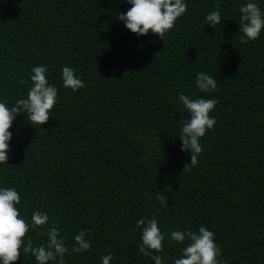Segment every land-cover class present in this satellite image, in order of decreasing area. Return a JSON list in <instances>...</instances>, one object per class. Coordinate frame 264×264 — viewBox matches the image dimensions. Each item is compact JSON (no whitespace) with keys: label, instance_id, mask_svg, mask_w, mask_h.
Wrapping results in <instances>:
<instances>
[{"label":"trees","instance_id":"16d2710c","mask_svg":"<svg viewBox=\"0 0 264 264\" xmlns=\"http://www.w3.org/2000/svg\"><path fill=\"white\" fill-rule=\"evenodd\" d=\"M244 2L187 0L162 41L150 30L136 36L116 19L130 7L125 0H0V100L26 96L37 64L48 66L58 90L39 127L16 116L0 164V186L20 193V214L29 221L33 211L48 214V224L25 234L33 246L55 223L68 247L65 264H100L108 253L110 264H154L137 248L136 221L155 215L165 239L152 251L164 264L188 243L168 233L200 225L215 233L219 261L264 264V29L240 42ZM256 3L264 11V0ZM216 7L222 24H205ZM64 65L83 88L62 86ZM199 71L216 80L214 91L195 86ZM179 92L218 101L195 166L180 150ZM84 229L91 247L73 252ZM11 264L37 262L22 253Z\"/></svg>","mask_w":264,"mask_h":264},{"label":"clouds","instance_id":"9594fccd","mask_svg":"<svg viewBox=\"0 0 264 264\" xmlns=\"http://www.w3.org/2000/svg\"><path fill=\"white\" fill-rule=\"evenodd\" d=\"M130 7L123 12L116 13V19L123 22L124 27L136 36L147 35L149 30L163 41L164 36L174 27L177 18L187 10V0H125ZM238 28L242 33L241 43L257 39L264 29V11L260 9L256 0H245L239 6ZM205 24L215 27L222 24L219 7L208 12ZM48 66L46 64L33 65L30 70V87L24 97L18 98L11 105L0 100V164L6 163L10 152L9 142L12 137L10 131L12 122L18 114H23L33 127L45 123L51 115L53 106L57 103V87L48 81ZM62 86L76 92L83 88L84 82L76 75L75 70L67 65L60 69ZM195 86L201 92H211L216 88V80L207 72L199 71L194 76ZM179 107V134L180 150L190 154V163H198V155L202 152L200 138L207 130H211L216 123L215 117L209 113L218 103L215 98L197 97L190 98L184 92H179L176 97ZM184 113L188 114L185 119ZM188 165V164H187ZM186 166V165H185ZM184 166V167H185ZM157 200L161 206L166 205V197L158 195ZM20 193L15 187L0 186V264H11L18 257L30 253L37 264H65L64 254L68 247L60 235L58 224H51L47 231L46 242L33 246L31 239L25 234L30 228L48 224L46 212L33 211L30 221L20 214L16 205L20 204ZM140 228V243L137 245L139 252L150 257L154 264H164L160 255H154L152 250L160 252L165 239L158 220L153 215L150 218L141 217L136 221ZM87 230H80L74 237L73 252L86 251L91 247L90 241L85 238ZM215 233L200 225L196 231L174 229L168 233L170 240L177 243H188L180 249L181 255L173 260V264H224L217 257L220 248L214 240ZM22 246V247H21ZM113 256L111 253L100 256V264H110Z\"/></svg>","mask_w":264,"mask_h":264}]
</instances>
